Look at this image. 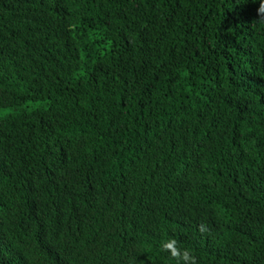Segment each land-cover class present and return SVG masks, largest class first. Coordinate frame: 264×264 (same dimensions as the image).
<instances>
[{
    "label": "trees",
    "instance_id": "trees-1",
    "mask_svg": "<svg viewBox=\"0 0 264 264\" xmlns=\"http://www.w3.org/2000/svg\"><path fill=\"white\" fill-rule=\"evenodd\" d=\"M258 4L0 0V264H264Z\"/></svg>",
    "mask_w": 264,
    "mask_h": 264
},
{
    "label": "clouds",
    "instance_id": "clouds-1",
    "mask_svg": "<svg viewBox=\"0 0 264 264\" xmlns=\"http://www.w3.org/2000/svg\"><path fill=\"white\" fill-rule=\"evenodd\" d=\"M253 2L255 3L256 0H253ZM254 22L264 24V0H259ZM170 155L171 153L167 155V159L170 158ZM184 160L186 161V157H184ZM197 230L202 235L209 232L208 226L204 223L199 224ZM160 251L167 252L169 257L174 260L176 264H198L197 258L193 254L192 250L187 247H181L176 238H169L163 241L160 245ZM44 254L45 252L37 253L36 258L41 257Z\"/></svg>",
    "mask_w": 264,
    "mask_h": 264
}]
</instances>
